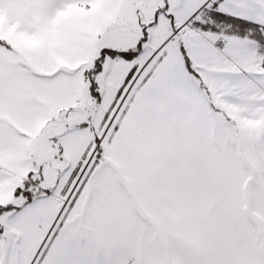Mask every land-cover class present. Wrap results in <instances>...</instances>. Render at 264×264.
Masks as SVG:
<instances>
[{"label":"snow or ice","instance_id":"obj_1","mask_svg":"<svg viewBox=\"0 0 264 264\" xmlns=\"http://www.w3.org/2000/svg\"><path fill=\"white\" fill-rule=\"evenodd\" d=\"M0 264H264V0H0Z\"/></svg>","mask_w":264,"mask_h":264}]
</instances>
